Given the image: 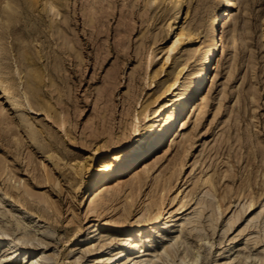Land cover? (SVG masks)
Returning <instances> with one entry per match:
<instances>
[{"label":"rangeland","instance_id":"1","mask_svg":"<svg viewBox=\"0 0 264 264\" xmlns=\"http://www.w3.org/2000/svg\"><path fill=\"white\" fill-rule=\"evenodd\" d=\"M9 1L13 11L0 0V78L12 83L18 105L0 91V228L7 232L0 264H24L35 254L37 264H84L94 254L115 256L126 239L141 246L139 264L168 257L183 264L196 252L199 264H264V0H235L231 23L240 43H225L213 60L202 88L208 100L190 111L201 90L187 106L182 138L173 140L175 123L131 170L99 181L113 189L88 212L95 166L125 148L115 147L132 134L134 115L141 130L170 97L160 92L174 74L190 77L219 6ZM183 21L188 34L169 50ZM157 207L160 221L172 214L166 231L157 223L150 232H127ZM96 221L98 239L88 243Z\"/></svg>","mask_w":264,"mask_h":264},{"label":"bare ground","instance_id":"2","mask_svg":"<svg viewBox=\"0 0 264 264\" xmlns=\"http://www.w3.org/2000/svg\"><path fill=\"white\" fill-rule=\"evenodd\" d=\"M5 1L4 9L14 10L13 5L9 0ZM37 0H31L29 4L33 5ZM218 4V9L212 16V19L209 24L208 37L205 41V46L200 53V57H198V66L191 72V75L188 79H182L181 71H178L174 74L169 82L166 84L164 90L160 93H166L170 95L169 98H165L156 108L152 111V115L147 119L148 122L138 130L137 122H139V118L137 115H134V126L132 128V134L129 138L122 143L116 144L117 148L125 147L123 150H116L110 155V158L102 160L98 163L94 171L90 174L91 178L89 180V184L92 185V190L87 198V212L93 210L95 207L97 200L102 196L105 192L112 191V186H109L107 183H102L99 185V181L102 179L106 180L112 177L114 173L121 174L122 172H126L140 162L150 151H152L161 141L165 138L167 133H169L172 127L176 126L180 123V129L176 130V135L173 137V140L176 141L179 137L182 138L184 134L185 122L181 120V115L185 112L187 106L190 108L195 101V96L202 90L203 85L205 83V79L209 73V71L213 67V60L217 58L219 53L222 51V47L225 43H227L231 48L236 47L240 43V38L236 34L234 29V25L231 23V13L232 8L235 4V0H216ZM49 7L53 8V2L49 1ZM57 13H59L57 11ZM13 17L8 16L7 22L12 21ZM178 21L177 19L175 20ZM184 21L182 22V28L179 33H177L176 38L173 40L172 45L169 50L175 48L181 36L188 34L185 27L183 26ZM7 25V24H6ZM169 54L166 58H168ZM150 62V61H149ZM148 62V64H149ZM17 70V68H15ZM37 73H35V77ZM14 87L12 83L7 78H0V91L3 93H11L12 98L10 103L12 106L17 107L18 103L16 102V92H14ZM18 90V89H16ZM24 91V89H23ZM202 94H199L200 100L194 106H192L193 113L199 112L201 107L208 100V94L202 90ZM18 94V93H17ZM9 97V96H8ZM158 97V96H157ZM26 106L32 108L31 103L33 102L29 97L26 96V92L24 95ZM37 100V99H36ZM39 103V102H38ZM142 106V104L140 105ZM145 106H143L144 108ZM188 108V109H189ZM20 120L22 119V113H18ZM148 114L144 113V117H148ZM20 125L19 121H16V127ZM30 138H33V130L31 128H27ZM173 133V132H172ZM171 133V134H172ZM170 134V135H171ZM169 135V136H170ZM120 141V140H118ZM123 141V140H122ZM185 141V140H184ZM183 141V142H184ZM121 142V141H120ZM48 157L56 164L57 160L54 158L55 156L48 153ZM58 158V157H56ZM113 196V195H112ZM110 196L111 198H113ZM110 198V199H111ZM203 199V198H202ZM205 200L200 201V205H204ZM162 211L157 207V210L154 214H151L147 219L148 222L146 224H135L133 227L129 228L127 232H131L132 229L138 230L139 232L143 230L142 228H146L143 231L150 232L155 224L158 223L160 227V231H166L170 226V218L172 214L168 215V219H164L160 221V218H163ZM98 225L99 222L93 223L90 225V230L87 233L86 238L88 239V243H94L98 239ZM7 232L0 228V240L4 238ZM117 245V252L114 256L107 255L106 257H97V254H94L92 260L85 261L84 264H139L138 255L140 251V245L138 242L132 243L129 239L121 240V242ZM135 246L139 247V250H136V254L132 256H127V250L133 249ZM112 247L111 240H107L105 242V248L108 250ZM96 249V248H93ZM229 250V249H228ZM124 259H118L121 256H125ZM114 256V257H113ZM40 258L39 254H35L27 260L24 264H37ZM186 256H183V264H199V253L196 252L191 260L186 259ZM167 264H176L171 257L167 258Z\"/></svg>","mask_w":264,"mask_h":264}]
</instances>
